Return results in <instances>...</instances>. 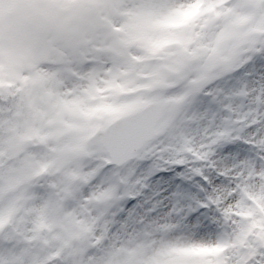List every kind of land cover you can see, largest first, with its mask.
<instances>
[{
  "label": "snow or ice",
  "instance_id": "snow-or-ice-1",
  "mask_svg": "<svg viewBox=\"0 0 264 264\" xmlns=\"http://www.w3.org/2000/svg\"><path fill=\"white\" fill-rule=\"evenodd\" d=\"M0 264H264V0H0Z\"/></svg>",
  "mask_w": 264,
  "mask_h": 264
}]
</instances>
